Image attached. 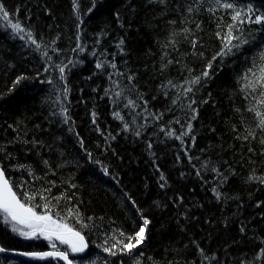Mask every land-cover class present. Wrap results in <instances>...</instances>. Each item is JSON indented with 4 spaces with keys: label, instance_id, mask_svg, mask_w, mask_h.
Segmentation results:
<instances>
[{
    "label": "trees",
    "instance_id": "16d2710c",
    "mask_svg": "<svg viewBox=\"0 0 264 264\" xmlns=\"http://www.w3.org/2000/svg\"><path fill=\"white\" fill-rule=\"evenodd\" d=\"M228 2L264 12V0ZM0 5L9 16L0 12V166L23 202L88 244L57 250L74 264H264V183L253 179L264 177L256 115L264 105L240 79L261 63L264 27L237 24L250 43L213 60L236 23L215 0ZM145 219L146 238L131 253L104 251L127 243ZM0 243L52 249L49 240L19 236L1 213ZM0 264L63 263L0 255Z\"/></svg>",
    "mask_w": 264,
    "mask_h": 264
},
{
    "label": "snow or ice",
    "instance_id": "6c2138e0",
    "mask_svg": "<svg viewBox=\"0 0 264 264\" xmlns=\"http://www.w3.org/2000/svg\"><path fill=\"white\" fill-rule=\"evenodd\" d=\"M200 3H203V0H200ZM216 7L223 9H231L232 11V20L236 23L229 24L227 26V32L221 38L223 43V48L220 52L213 57L215 60L217 57H224L227 55H232L233 49L239 50L241 45L249 44L250 41L245 38L241 40V36L243 34V28L237 27V24L242 26L245 23L247 24H257L264 27V12L258 11L253 7L252 4H247L245 8L238 9V6L234 2H228V0H215ZM209 11H215V8L208 9ZM91 11V10H90ZM187 11H193L191 6L188 7ZM0 12L3 13V19L5 21L9 20L8 13L3 10L2 5H0ZM10 23L11 29L16 33H22L24 31L23 27L19 22ZM188 29H185L187 32ZM235 31H239L241 35H236ZM29 37H31V33H28ZM219 36L220 34L217 33ZM22 38V37H21ZM233 41H239V43L234 44ZM33 44H36V41L31 40ZM123 41H121V44ZM39 49V44L36 45ZM193 46H195V41H193ZM46 55V53H45ZM261 63L255 66V69L249 68L247 72L240 77L241 80L246 81L244 84V88L252 89L253 92L259 91L260 98L259 102L261 105H264V53L260 54ZM211 67V64L208 65ZM66 65L59 68L61 76L63 78V73ZM97 68H102V64H97ZM112 67H115L113 64ZM48 69H45L47 71ZM204 77L208 76V72L205 71L203 73ZM21 79L24 77L18 78L16 83H19ZM201 81V77H195L192 84H199ZM171 83V82H169ZM192 88L189 87L186 89V92H191ZM65 93H67V89H65ZM195 103V101H192ZM129 104L134 105L133 101H129ZM191 108V104L189 105ZM251 111H255V109H250ZM193 113H195V109H192ZM62 114L65 116L67 120V109H62ZM119 116V114H116ZM256 115L260 117L259 127L261 130H264V112H256ZM195 115L192 116V119H195ZM127 127V125H125ZM189 131L191 130V124H189ZM139 135V132L136 133ZM187 133H185L186 135ZM169 136L174 135L173 132L168 133ZM253 138H255V134ZM244 139H248V136H245ZM264 144V137L261 138L260 141ZM25 167V166H21ZM107 172V169H105ZM163 179V177H162ZM253 179H259L261 183H264V177H253ZM163 187V185H161ZM213 192L216 194L217 199L220 198L221 193L218 192L215 188ZM26 198L28 200L34 199V195L26 194ZM0 213H3V221L5 224H8L10 221L12 222V230L17 232L19 235H22L27 238H31L33 236H37V234L44 236L45 239L49 240L51 243L52 251L48 252H26L22 253L24 256H32V257H55L58 259H63L67 261V264H73V261L69 259L68 252L57 250V244L55 241H59L60 244H66L71 248L72 252H82L87 247V243L85 241L84 236L80 231L75 230L74 228L69 227L66 223H61L58 220L53 219V217L48 214H40L38 213L34 207L26 204L21 200V198L17 195L16 191L13 190L12 184L5 176V171L3 167H0ZM72 214V210H69V215ZM144 226L139 228V231L135 233V236L127 237L128 242L124 243V241H118L116 244L112 246V248L105 247L104 251L109 252L111 255H116V252L113 251V248L119 247V251L121 252H129L131 253L133 249L137 248L140 244H142L146 238L145 229L149 224V221L145 219L143 221ZM19 225L20 227H17ZM87 227V225H84ZM243 231V229H241ZM123 235V233H121ZM133 240L135 243H133ZM6 251V249L0 247V252ZM202 252V250H201ZM261 255H264V249L261 250Z\"/></svg>",
    "mask_w": 264,
    "mask_h": 264
},
{
    "label": "water",
    "instance_id": "95a60500",
    "mask_svg": "<svg viewBox=\"0 0 264 264\" xmlns=\"http://www.w3.org/2000/svg\"><path fill=\"white\" fill-rule=\"evenodd\" d=\"M1 167V166H0ZM6 176V174H5ZM7 178V176H6ZM8 179V178H7ZM10 182V181H9ZM14 190V188H13ZM15 191V190H14ZM17 193V192H16ZM18 195V194H17ZM19 196V195H18ZM83 235V234H82ZM85 238V237H84ZM86 241V239H85ZM87 243V241H86ZM88 246V244H87ZM0 247L4 248L1 243H0ZM6 249V248H4ZM87 247L84 249L86 250ZM53 249H47V250H41V251H22V250H11V249H6V251H3V252H0V255H5V256H10V257H16V258H20V259H23V260H40V259H47V258H55V257H44V258H39V257H32V256H24L22 255V253H26V252H48V251H52ZM59 251H65V250H59ZM66 252V251H65ZM55 259H58V258H55ZM69 259L71 260L70 258V255H69ZM59 261H61L63 264H67V261L63 260V259H58ZM74 264V263H73Z\"/></svg>",
    "mask_w": 264,
    "mask_h": 264
},
{
    "label": "rangeland",
    "instance_id": "374dc122",
    "mask_svg": "<svg viewBox=\"0 0 264 264\" xmlns=\"http://www.w3.org/2000/svg\"><path fill=\"white\" fill-rule=\"evenodd\" d=\"M1 215H2V217H3V213H1ZM53 219H55V218H53ZM55 220H57V219H55ZM59 221V220H58ZM59 222H61V221H59ZM61 223H63V222H61ZM8 225H9V227L12 229V222L10 221L9 223H8ZM17 227H20L19 225H17ZM15 233H17V232H15ZM18 234V233H17ZM19 235V234H18ZM19 236H22V235H19ZM22 237H24V236H22ZM31 238H42V239H45L44 238V236H42V235H39V234H37V236H33V237H31ZM47 240V239H46ZM56 242V244H57V246H60L61 248H63V246L67 249V250H70L71 251V248L68 246V245H66V244H60V242L59 241H55ZM72 252V251H71ZM72 253H79V252H72Z\"/></svg>",
    "mask_w": 264,
    "mask_h": 264
},
{
    "label": "bare ground",
    "instance_id": "6f19581e",
    "mask_svg": "<svg viewBox=\"0 0 264 264\" xmlns=\"http://www.w3.org/2000/svg\"><path fill=\"white\" fill-rule=\"evenodd\" d=\"M145 235H146V229H145Z\"/></svg>",
    "mask_w": 264,
    "mask_h": 264
}]
</instances>
